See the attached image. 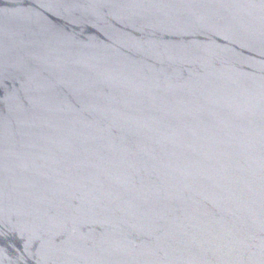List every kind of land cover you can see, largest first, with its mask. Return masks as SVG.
I'll list each match as a JSON object with an SVG mask.
<instances>
[{
	"label": "water",
	"instance_id": "95a60500",
	"mask_svg": "<svg viewBox=\"0 0 264 264\" xmlns=\"http://www.w3.org/2000/svg\"><path fill=\"white\" fill-rule=\"evenodd\" d=\"M0 264H264V0H0Z\"/></svg>",
	"mask_w": 264,
	"mask_h": 264
}]
</instances>
